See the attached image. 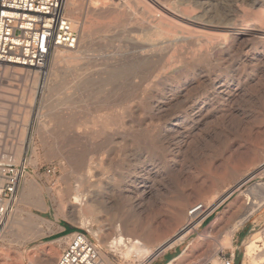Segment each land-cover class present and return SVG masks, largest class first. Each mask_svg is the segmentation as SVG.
<instances>
[{
  "label": "rangeland",
  "instance_id": "374dc122",
  "mask_svg": "<svg viewBox=\"0 0 264 264\" xmlns=\"http://www.w3.org/2000/svg\"><path fill=\"white\" fill-rule=\"evenodd\" d=\"M134 1L124 0L131 8H126L128 9L125 10L124 16L128 14L126 18L106 13L109 7L104 8L105 12L97 11L96 14L85 11L77 14L83 23V28L90 27L87 41L89 43L88 55L91 56V53L96 50L115 51L116 66L125 67L131 63L137 53L144 49L147 42L140 38V29L149 26L151 17L145 12V5L152 4L153 0H144V4ZM157 1H163L177 8L191 4L196 11L202 13L201 16L204 20L209 19L208 21L219 24L234 22L235 19L236 26L253 23L254 27L250 29L252 34L254 36L264 35V13L259 14V0ZM110 2L112 0H105L104 4L109 5ZM114 15L120 18L116 17V19ZM121 20L122 22H120ZM104 28L108 30L103 31ZM97 29H100V31H97ZM77 30L78 35H80L82 28L80 27ZM93 30L96 32H93ZM237 42L234 43V48L221 52L216 56H211V68L208 69V74L211 75L210 78H213L214 85L211 86L212 81L207 80L203 83V88L199 92H191L190 100L199 98V101H201L203 99L207 108L205 107L203 110V115L206 116L205 120L190 135L181 127L176 128V130L168 128L172 123V119L184 110L179 102L173 103L170 105L172 108L169 106L165 112L162 111L163 113L160 112L152 117L143 111L137 110L134 114L135 120H129L130 122H127L126 127L132 126L144 134L157 136L156 154L149 149L134 148L129 144H124L121 128L117 129L116 125H113L107 127L109 128L107 131L114 134V143L95 148L93 152L87 155L86 164L81 168L82 170L77 168V171L65 156H52L47 153L51 150V147L41 141L38 134L39 129L49 131L55 128L53 122L55 120L49 118L51 112L54 113L56 118L58 116L61 118L62 116L84 113L87 110L88 115H85V121L74 128L76 134L97 129V125H99L97 118L116 113L124 115L126 99L123 85L120 81H114L108 86L101 83L95 86L96 88H92L91 85L87 87L86 85V87L83 86L78 89L72 76L60 75L54 81H51L52 84L55 83L49 98L54 99V103L52 100L49 101L51 104L50 111L45 112L42 103L43 97L41 94L45 89V83L43 82L34 110L24 121L23 110H19L18 106L20 97L25 92V88L30 85L31 80L29 78H26V80L19 71L14 72L11 66L6 69L5 64H1L0 107H4L2 108L4 112L0 113V164H3L10 156L14 162V167L21 171L19 166H24V171L21 174L20 185L17 190L18 201L13 210L16 211L17 220L12 224L9 232L5 233V238H0V264H39L37 247L39 244H43L49 249V255H52L50 244L59 235L55 230L58 225H65L69 230L68 235L74 231L86 233L99 250L109 258L110 264H147L155 255L159 253L161 255L163 252L175 248L177 253H168L165 259L167 260L176 255V258L170 264H212L211 260L217 258L220 251L234 252L235 264H254L256 260L252 262L244 257L245 250L243 248L247 241L261 238L260 229L264 225V205L235 231L232 247H224L215 252L216 254L213 252L214 246L218 244L223 235L224 230L222 229H224L226 223L224 220L225 214L231 208L232 198L225 199L216 210H214V207L220 201L215 205H212V203L223 194L230 195L255 172L257 173L264 168V156L255 164L251 162V157L262 146L261 140L264 135V79H262L264 78V40L252 38L247 41L240 39ZM230 44V42H227V47ZM123 62L126 65L122 64ZM85 67V65H81V68L84 69ZM134 75L136 76V73ZM138 76L139 73H137ZM153 79L155 77L151 76L148 79L139 80V82L142 87L150 88ZM150 80L152 81L150 82ZM53 92L55 93L53 94ZM99 94L101 97H98ZM88 98L91 99V102L94 100V103L90 101V103H86L90 100ZM78 101L79 103H77ZM116 101L118 102L115 103ZM133 103L134 101L131 99L129 104ZM89 105L93 110L89 108ZM13 106H16V108ZM87 106L89 107L86 108ZM115 110L117 111L114 112ZM149 116L150 118H148ZM141 118L145 120L142 125L138 126L137 120ZM125 120L127 121V118ZM101 123L107 125L106 120H101ZM232 126L233 128H231ZM23 131L25 134L23 141H21V132ZM183 140L186 142L185 146H182ZM20 142H23L24 146L19 157H16V147ZM259 165L263 166L256 169ZM241 166L244 167L241 168ZM236 168H241L243 172L231 173V170ZM148 171H150L151 178L148 179L147 183H142L144 173ZM160 173L161 175H159ZM96 181L101 183L105 190H103V197L106 200L105 209L100 210L96 219L89 217L91 224L82 227V225H78L72 220V205L67 204L68 206L65 209L60 205L66 203L69 199L64 195L68 186H71L75 191H79L82 190L83 183L86 182L89 186L86 187L84 193L90 192L88 194H93L96 191ZM131 182L133 183L128 188ZM113 184H118L122 194H130L129 197L132 199L127 201L122 197L118 198L115 194L112 196L111 192L109 194L108 187ZM144 186L147 188L148 195L141 196L140 192ZM183 194L189 195L186 206L188 211L185 210L184 223L176 225L173 220V209L178 200L184 196ZM109 196L111 199L107 200ZM196 204H203L204 207L197 219L191 221L188 212L190 207L192 208ZM189 223L190 226H188ZM209 224L213 225L212 229L208 231L206 237L201 239L199 245L193 247L195 241L204 234ZM194 225H196L195 230L188 234L182 242L166 247L167 243L175 239L177 235ZM131 229L142 232L147 238L139 251L129 246L128 249L119 254L108 247L110 241L119 234L125 238H132L133 235L128 232ZM111 232L114 233V237L109 238L107 244H101L99 242L100 237ZM68 235L59 240L67 242L70 238ZM139 239L143 241L144 238L140 237ZM219 247L217 245V248ZM56 255H59V253ZM154 264H161V262H155Z\"/></svg>",
  "mask_w": 264,
  "mask_h": 264
},
{
  "label": "bare ground",
  "instance_id": "6f19581e",
  "mask_svg": "<svg viewBox=\"0 0 264 264\" xmlns=\"http://www.w3.org/2000/svg\"><path fill=\"white\" fill-rule=\"evenodd\" d=\"M136 2H138L140 4H144L143 3L144 0H136ZM104 3H105V0H67L66 16L68 17V19L71 21V23L73 24V26L76 29H78L80 27L82 28L80 35H78L77 46L74 49L61 48V49L55 50L52 53V55L50 56L49 60L43 66L35 68V69H29V68H25V67L13 65V64H5L6 69H9L11 66L14 72L17 73L19 71L25 79L29 78V80H31L30 85L27 86V88H25V92H23V94L21 95L19 106H18L19 110H23L24 121L29 116V114H31L34 110V105L37 102L36 100H37V97H38L39 92H40L41 84L43 82L45 83V89H44V91H42V94H41V96L43 97L42 103H43V107H45L44 111L45 112L47 111V113H48V111H50L51 104L49 103V101L52 99H49V98H50L51 93L53 91V84L55 83L54 82L52 84L51 81L52 80L54 81L60 75L67 74V75L72 76L75 79L74 81L76 82V86L78 89L80 87H83V86L86 87V85H87V87L91 85L92 88L93 87L96 88L95 86H97L101 83H105L108 86V84L111 85V83L114 81H120V83L123 85L124 93H125V99H126V103L124 104V115L116 113V114H110L106 117L97 118V122H99V125H97V129H92L90 131H83L82 130L83 131L82 134H76L74 131V128L76 126L81 125L82 122L85 121V115L88 112L87 110L84 113H80V114H76V115H69V116L65 115L66 117L62 116L63 118L62 117L59 118V116L56 118L54 113L51 112V113H49V118L55 120V121H53L55 123V126H54L55 128L53 130H49V131H45L46 129L43 130L42 128H41L42 130L39 129L38 134L41 138V141L45 145L49 144V146L51 147V150L47 153L52 155V156H65L69 161H71L73 167L76 169L75 171H77V168L81 169L85 166L87 155L89 153L93 152V150H95V148H100L101 146L103 147L107 144H111L112 142L114 143V141H113L115 138L114 134L107 131V129H109L107 127H109V126L112 127L113 125H116L117 129L121 128L124 144H129L130 146H132L134 148L139 147L142 149H149L152 151V153H155L156 147H157V142H158V139L156 138L157 136L155 137L153 135L144 134L139 129L137 130V129H135V127H132V126L126 127L127 122L135 120L134 114L136 113L137 110L143 111L144 113H146L147 115H150L152 117V116L157 115L158 113H160L162 111L165 112L166 108L169 107L170 105H172L173 103L179 102L180 105H182L184 107V110L179 115L175 116L172 119V123L168 126V128L170 130H173V129L176 130V128L181 127V128H184L185 132L189 133V135H190V133L193 132L195 130V128H198L200 126V124L206 118V116L203 115V110L206 107L205 100L202 99L203 101L202 100L199 101V98H195L193 100H190V97H191L190 95H191V92H195V93L199 92V90L201 88H203L202 87L203 83L206 82L207 80L210 82L212 81L211 86L214 85L213 78H210L211 75L209 76V74H208L209 73L208 69L211 68V66H210L211 65V56H216L221 52H224L228 49L234 48V43H236L240 39H243L246 41L248 39H252V38L253 39L258 38V39L264 40V35L263 36L262 35L254 36L252 34L250 29H252L254 27L253 23L252 24L246 23L245 25H242V26H239V25L236 26V24H237V23H235L236 19L235 20L233 19L234 22H230V23H226V24H219V23L214 22V21H208L209 19L204 20L201 16L202 13L200 14L198 11H196L193 8L194 6L192 7L191 4L186 5L184 7L177 8L175 6L168 5L167 3L163 2V1L158 2L157 0L156 1L153 0L152 4L148 3L145 5L146 6L145 12L148 13V15L151 17V19L149 20V26L141 27V29H140V34H141L140 38L143 39L145 42H147V45L139 53L136 52L137 54L135 55V58L132 59V61H131V63H129V65H127L125 67H120V66H116L117 62L115 63V51L96 50V51L91 53V56L88 55L87 52L89 51V46H88L89 43L87 41H88V37L90 34L89 33L90 27L84 29L82 21L79 19V16H77V14H80L82 11H85L88 13H95V14L97 13V11L98 12L99 11L105 12L104 8L109 7V10H107L106 13L116 14V15H119L120 17H123L125 15V10H128L126 8L131 9L130 7H128L129 5L124 2V0H112V2H110L111 4H109V5H106ZM258 4L260 6V8L258 7L259 8L258 9L259 14L261 15L264 13V0H259ZM142 10L144 11V9H142ZM131 13H132V11H131ZM142 15H144V13H142ZM126 16H128V14ZM126 16H124V17L126 18ZM114 17H115V15H114ZM116 17L120 18L118 16H116ZM144 17L146 18V16H144ZM128 18H130V17H128ZM140 18L142 19V16ZM147 19H149V18H147ZM123 21H125V20L123 19ZM126 21H128V20L126 19ZM135 21H136V19H135ZM120 22H122V20ZM129 22H131V21H129ZM118 27H119V25H118ZM105 30H106V28L103 29V31H105ZM137 30H138V28H137ZM97 31H100V29H97ZM93 32H96V31L93 30ZM138 33H139V31H138ZM227 42L231 43L230 46H228V47H227ZM250 42H252V41H250ZM132 56H134V55L132 54ZM130 58H132V57H130ZM122 64H124V62ZM81 65H85L86 67L83 69V68H81ZM124 65H126V64H124ZM213 71H215V70H213ZM135 73H136V76L134 75ZM137 73H139L138 77H137ZM151 76L155 77V79H153L154 81L150 80V82L152 81V85L150 84L151 87L150 88L142 87L139 80L141 81L143 79H148ZM262 79H264V78H262ZM259 80H260V78H259ZM237 81H239V80H237ZM109 87H111V86H109ZM260 87H261V85H260ZM65 89H67V88H65ZM221 92H222V90H221ZM54 93L55 92H53V94ZM116 94H117V91H116ZM99 96H100V94L98 95V97ZM72 98H74V97H72ZM88 99H90V98H88ZM117 99H119V98H117ZM131 99H133V101H134L133 104H129ZM53 100H52V102H53ZM79 101L77 103H79ZM89 101L91 102V99L88 100V102H86V101L85 102L90 103ZM93 101L91 103H94ZM117 102L118 101H116L115 103H117ZM97 103H98V101H97ZM112 104H113V102H112ZM113 105H115V104H113ZM89 106H87L86 108H88ZM110 106H112V105H110ZM13 107L16 108V106H13ZM170 107L172 108V106H170ZM2 108H4V107H2V106L0 107V113L4 112ZM89 108H91V106ZM73 110L76 111L75 109H73ZM88 110L90 111V109H88ZM95 111H97V110H95ZM116 111L117 110H115L114 112H116ZM72 113L75 114L74 112H72ZM173 113H175V112H173ZM232 114H233V112H232ZM150 116L148 118H150ZM125 118H127V121L125 120ZM101 120H106L107 125H103L101 123ZM144 120H145L144 118L138 119L137 125L138 126L142 125ZM153 120H154V118H153ZM234 126H236V125H234ZM231 128H233V126ZM22 130H23V128H22ZM168 132H170V131H168ZM24 134H25L24 131L21 132V136H22L21 141H23V139H24V137H23ZM117 134H118V131H117ZM175 135H176V132H175ZM227 135H229V134H227ZM178 136H179V134H178ZM186 137H188V135H186ZM167 138H168V136H167ZM224 139H226V138H224ZM176 141H175V143H176ZM261 141H262V143H261L262 146L260 148H258L256 153L254 154V156L251 157L252 158L251 162L254 164L257 163L262 156H264V135H263ZM202 142H203V140H202ZM123 143H121V144L123 145ZM185 143L186 142L183 140L182 146H185ZM23 146H24L23 142H20V144L16 147V157L17 156L19 157ZM124 146H126V145H124ZM106 148H108V147H106ZM134 148H132V149H134ZM161 149H162V147H161ZM164 151H166V150H164ZM180 151H179V153H180ZM165 160H166V158H165ZM192 163H193V161H192ZM197 163H199V162H197ZM197 163H195V164H197ZM1 165L2 164H0V184L4 183L6 181V178L3 174V170H2ZM189 165H187V166H189ZM263 165H261V166H263ZM261 166L259 165L256 169H258ZM179 167H182V166H179ZM242 167H244V166H241V168ZM241 168L233 169V170H231L232 171L231 173H239L242 171ZM71 170H72V168H71ZM186 170H187V168H186ZM159 175H161V173ZM114 177H116L115 174H114ZM150 178H151L150 171L145 172L144 176L142 178L143 179L142 183H147L148 179H150ZM116 179H117V177H116ZM86 180H87V178H86ZM132 183L133 182H131V184L128 186V188L131 187ZM87 186H89V185H87L86 182H84L83 186H82L83 187L82 190H79V191H77V190L75 191L72 189L71 186H68L64 195H65V197H67L69 199L67 200L66 203H62L60 205L63 209H65L68 206L67 204L72 205V212H73V219L72 220L75 223H77L78 225H82V227H84V226L86 227V226H89L91 224L90 220L88 219L89 217H93L96 219L97 214L100 212L101 209H103L105 207V201H106L105 197H103L104 188L101 185V183L96 181V183H95L96 191L93 194L92 193L88 194L90 192L84 193ZM92 190H95V189H92ZM108 190H109V194L111 192L112 196H114V194H115L118 198L122 197L123 199H125L127 201L132 199L129 197L130 194H126V195L122 194V192L119 190L118 184H113L112 186H109ZM135 190H137V189H135ZM147 193H148L147 188H145V186H144L142 188L140 194H141V196H144ZM136 194H138V193H136ZM229 197L232 198V202H231V206H230L231 208H229V211H227V213L225 214L226 216H225L224 220L226 221V223H225L224 229H222V230H224V232H223V235H222L220 241L217 244L220 247L217 248V245L214 246L215 247L214 251H213L214 253L217 251H220L224 247H227V246L232 247V241H233V236H234L235 231L239 228V226H241L244 222H246L262 205H264V168L261 171H258L257 173L255 172L247 181L243 182L230 195L226 196V194H223L219 198H217V200L214 201L212 203V205H215L219 201H220V203L215 205L214 210H216L225 201V199L227 200V198H229ZM108 199L110 200L111 197L109 196L107 198V200ZM177 199H180V198H177ZM197 199H199V198H197ZM17 201H18V198L13 203V207L11 208V210L7 213L6 218L4 220V223L0 226V238H2V239L5 238V233L9 232V230L12 228V224L15 223V221L17 220L16 211L15 212L13 211ZM188 201H189V195H184L176 203V205L173 209V220H174L176 225H180V224L184 223L185 210H186V206H187ZM123 202H125V201H123ZM113 207H114V205H113ZM203 207H204L203 204H196L192 208L190 207L188 215L190 216L191 221L194 219H197V217L202 212ZM129 211H130V209H129ZM186 211H188V210H186ZM188 215H186V216H188ZM147 217H149V216H147ZM134 218H136V217H134ZM145 223H146V221H145ZM150 224H151V222H150ZM146 225H147V223H146ZM196 225H194V226L186 229L185 231L181 232L179 235L176 236L175 239H173L172 241L167 243L166 247H171V246H174V245L182 242L188 234H190L192 231L195 230ZM188 226H190V223L188 224ZM212 226H213L212 224H209L206 227L204 234L200 238H198L197 241H195V244L193 245V247L200 244L201 239L203 237H206V235L208 234V231L210 229H212ZM145 231H146V229H145ZM149 231H151V230H149ZM152 231H154V230H152ZM128 232L131 235H133L132 238H129V237L125 238L120 234L114 237L113 236L114 233L111 232L110 234L101 236L99 242L101 244L105 245V244H107L108 239L113 236L114 238L112 239V241H110V244L108 246L111 250L121 254V253H123V251L125 249H128L129 246H132L134 248V250L139 251L143 245V242L147 241V238L143 235L142 232H140L136 229L128 230ZM93 235H94V232H93ZM70 236H71V234H70ZM97 236H98V234H97ZM140 237L144 238L143 241H141L139 239ZM257 239L247 241V243L244 245V248H243L245 250L244 257L248 258L252 262H254L255 260H257L260 257V254L254 255V251L257 248L256 242L259 241L261 238L258 240ZM193 247H191V248H193ZM99 252H100V257L102 258L103 263L104 264H110V260L105 255V253H103L101 250H99ZM211 262H212V264H216L217 258H214L213 260H211Z\"/></svg>",
  "mask_w": 264,
  "mask_h": 264
},
{
  "label": "built area",
  "instance_id": "2783aa9c",
  "mask_svg": "<svg viewBox=\"0 0 264 264\" xmlns=\"http://www.w3.org/2000/svg\"><path fill=\"white\" fill-rule=\"evenodd\" d=\"M67 0H0V64L35 69L43 66L61 48L74 49L78 30L66 16ZM6 181L0 184V226L17 200L21 173L12 157L1 165ZM14 172V173H12ZM254 264H264V225L260 229ZM155 255L152 259L157 257ZM151 259V260H152ZM234 252L220 251L216 264H235ZM56 264H104L99 248L81 231L71 233Z\"/></svg>",
  "mask_w": 264,
  "mask_h": 264
},
{
  "label": "crops",
  "instance_id": "0c3cea01",
  "mask_svg": "<svg viewBox=\"0 0 264 264\" xmlns=\"http://www.w3.org/2000/svg\"><path fill=\"white\" fill-rule=\"evenodd\" d=\"M56 233L59 234L58 237L55 239L54 242L50 244V248L52 249V255H49L48 248L45 247L43 244H39L37 247V253H38V262L39 264H56V261L58 259L60 252L62 251L64 245L66 244V241H60L59 239L65 238L69 234V230L65 225H58V227L55 229ZM70 236V235H68ZM177 253V249H173L170 251H165L161 255H158L154 259L150 260L147 264H154L155 262H161V264H170L175 258L176 255L171 256L169 259H166V256L168 253Z\"/></svg>",
  "mask_w": 264,
  "mask_h": 264
}]
</instances>
